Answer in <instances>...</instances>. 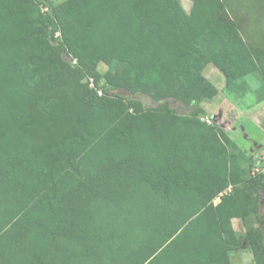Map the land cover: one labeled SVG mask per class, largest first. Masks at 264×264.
<instances>
[{
  "label": "trees",
  "instance_id": "1",
  "mask_svg": "<svg viewBox=\"0 0 264 264\" xmlns=\"http://www.w3.org/2000/svg\"><path fill=\"white\" fill-rule=\"evenodd\" d=\"M235 1L0 0V264H232L252 217L264 264V170L200 118L208 64L264 101V0Z\"/></svg>",
  "mask_w": 264,
  "mask_h": 264
},
{
  "label": "rangeland",
  "instance_id": "2",
  "mask_svg": "<svg viewBox=\"0 0 264 264\" xmlns=\"http://www.w3.org/2000/svg\"><path fill=\"white\" fill-rule=\"evenodd\" d=\"M63 0H56V2H61ZM230 3H231V6H236L237 3L235 0H230ZM183 4L184 6L189 9L190 6H191V2L190 0H183ZM235 14L240 18H242V16L244 15L243 13H231V15L233 17H235ZM245 17H247L245 15ZM252 29L254 31H258L259 34H260V37L262 38V41L264 42V21H260L259 22V26L258 27H255L254 25L252 26ZM56 37L60 38V33H57L56 34ZM101 70L104 69V67H100ZM212 73L218 75V77H215L212 76ZM204 75L205 77L211 81L218 89V94L211 100H208V101H205L203 103V107L205 108V115H201L200 118L205 121L206 123L208 124H212V122L215 120L218 124H222L224 123L226 125V121L228 118H231V120L233 121L236 117H238L239 119V122H236L234 123V125H242L241 127H237L238 129L234 130L237 131V134H239L238 136V142L236 143V145H231L230 146V149L232 151H236L237 150V153L239 152L240 153V150L241 148L243 147L244 144H247L248 141L252 140V138L255 136L256 139H263V142H264V135L263 136H260V137H257L258 135H261L259 134V130L258 128L256 127V125H254L256 122H259V119L260 117H262V119H264V115H252L251 113L247 114H240V113H236V114H239V115H234L233 113L231 114V112L229 113L227 110V107H226V104L224 105V99H223V96L222 94H248L249 98H246V102H250V103H255V98L257 99V94H260L262 93V81L259 77L255 76V75H251V77H247L246 78V85H247V93H244L243 91H241L240 89H232L233 91L229 90L226 86V80H225V77L224 75L215 67L213 66V64H208L206 65V68L204 70ZM222 76V77H221ZM221 77V80L220 78ZM249 78H253V79H250ZM235 86L239 87L238 84H236ZM91 88V87H90ZM237 92V93H234V92ZM116 92V91H114ZM125 94V96H128V97H132V95H130V93H123ZM255 94H256V97H255ZM136 98H139L141 99L145 106L146 107H149V108H152V107H155L157 106L158 104L157 103H154L151 98L147 97V96H143V95H136L134 96ZM258 101V100H257ZM182 104L180 103H172L171 104V107L174 108V109H177L180 113H183L185 112L184 110V107L181 106ZM187 112V111H186ZM222 114V117H226V120H221L222 117L221 115ZM223 118V119H224ZM234 125H229L228 122H227V126L226 128L228 130H231L233 129ZM238 125V126H239ZM222 127V126H221ZM226 128L224 129L222 127V131H224L223 133L229 137L228 133L225 131ZM243 128H245V132L243 130ZM263 128V127H262ZM263 132H264V128L261 129ZM246 135L250 136L249 140L248 138L246 139ZM231 139V137H229ZM232 140V139H231ZM239 150V151H238ZM263 167H264V160L260 163ZM234 224H235V230L237 231V233L239 234V238H240V242H239V247H240V250L238 251H234L231 253V260H232V264H261L252 254L251 252V249H250V246L248 244V240H247V235H246V232L248 229H250L251 227H254V228H258L260 225H259V221L252 217L250 219H248L247 221H243L241 219L239 220H235L234 221Z\"/></svg>",
  "mask_w": 264,
  "mask_h": 264
},
{
  "label": "crops",
  "instance_id": "3",
  "mask_svg": "<svg viewBox=\"0 0 264 264\" xmlns=\"http://www.w3.org/2000/svg\"><path fill=\"white\" fill-rule=\"evenodd\" d=\"M213 74L214 73H212V76L215 75V77H218V75H219V74L218 75H216V74L213 75ZM221 77H219L220 80H221ZM250 79H253V78H249V80ZM234 93H237V92L235 91ZM222 96H223V99H224L223 103H224V105L226 104L227 110H229L228 112L229 113L231 112V114L233 113L234 115H239V114H236L238 112L240 114L244 113V114H246V116L249 113H251L252 115H262V116L264 115V101L258 102L257 99L255 98V103L254 104L250 103V102H246V98H249L248 94H222ZM255 97H256V94H255ZM220 115L222 117V114H220ZM223 118L224 117H222L221 120L225 121L226 117L224 119ZM263 121H264V119H262V117H260L259 122H256L254 124L258 128L259 134H261V135H258L257 137H260V136L264 135V132L261 130V129H263L262 128L263 127L262 126ZM227 122H228L229 125L232 126V125H234V123L239 122V119H238V117H236L232 121L231 118H228L227 121H226V125L224 123H222V124H220V126H222L225 129L226 126H227ZM238 125H236V126L234 125L233 129H231V130H228L227 128L225 130L228 133L229 137H231L232 142L235 145L238 142V137H239L238 135L239 134H237V131L234 132V130L235 129L237 130L239 127L242 126V125H239V126ZM243 130L245 132V128H243ZM249 137L250 136L246 135V139L248 138V140H249L250 139ZM230 152L233 155L237 156L238 157V161H239L238 162L236 160L235 168H237V169H234L235 173H239L241 170H243V164L251 162L252 160H253L255 165H258L260 170H263L264 167L262 165H260V163L264 160V142H263L262 138L261 139H256V137L254 136L252 138V140L248 141L247 144L243 145V147L240 150V153L239 152L237 153V150L236 151H232L231 149H230ZM241 155H244V157L246 158L245 161H243ZM238 176H240V175H238ZM243 176H245L244 172H243ZM229 190H231V188H229ZM262 197H264V192H262ZM219 201L220 200H218L216 202V204ZM235 220H239V219H234L233 220V224H234ZM234 227H235V224H234Z\"/></svg>",
  "mask_w": 264,
  "mask_h": 264
},
{
  "label": "built area",
  "instance_id": "4",
  "mask_svg": "<svg viewBox=\"0 0 264 264\" xmlns=\"http://www.w3.org/2000/svg\"><path fill=\"white\" fill-rule=\"evenodd\" d=\"M89 84H90V87H91V88L96 89V90L98 91L99 95L102 96L103 91L100 90V89H98V88L96 87V85H95V81H94V78H91V79H90V83H89ZM263 170H264V169H263ZM259 171H260V169H259V167L257 166V167L254 169L253 173L256 174V173L259 172ZM218 200H220V198H218V199L215 201V204H216V202H217Z\"/></svg>",
  "mask_w": 264,
  "mask_h": 264
}]
</instances>
